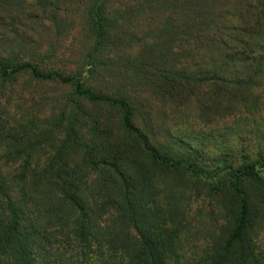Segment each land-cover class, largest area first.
I'll use <instances>...</instances> for the list:
<instances>
[{
    "label": "rangeland",
    "instance_id": "obj_1",
    "mask_svg": "<svg viewBox=\"0 0 264 264\" xmlns=\"http://www.w3.org/2000/svg\"><path fill=\"white\" fill-rule=\"evenodd\" d=\"M99 1L18 0L20 8L5 14L0 23L1 62L33 64L44 74L58 73L76 82L42 81L25 71L0 77V179L4 173L23 171L25 167L14 161L5 164L2 156L25 149L24 162L31 151L40 156L37 168L45 170L49 166L54 172L50 178L60 173L62 179L73 183L67 187L69 192L79 188V198L92 197L93 207H88L98 209L101 217H84L91 235L98 229L116 230L121 226L116 218L127 217L124 224L129 228L123 229V238L115 242V238L106 236L112 246L103 245L100 238L96 240L104 258L116 255L109 264H264V42L254 49L258 43L245 37L251 46L244 47L248 59L242 56L226 67L219 65V74L223 70L233 84L225 99L226 107L221 105L226 111L223 117L208 121L215 112L208 104L193 115L182 110L183 117L172 109L173 119L171 107L175 102L182 105V98L198 97L205 90L208 96L204 103H209L212 96L210 85L203 88L195 84L192 88L196 93L192 94L175 86L181 71L205 78L213 75L209 65L212 56L200 58L196 55L198 47L181 42L180 24L186 21V12L179 17L175 12L185 0H106L101 14L109 35L105 47L93 55L96 37L89 18ZM250 2L229 0L228 21L232 19L239 25L234 10ZM256 6L259 8L258 0ZM14 15L16 24H11ZM200 63L207 65L194 67ZM248 65H254L258 76L247 71ZM91 69L94 74H90ZM167 73L176 80L166 79ZM80 83L97 96L128 101L135 110V127L144 128L146 121L148 125H157L161 120L172 122L174 137L162 140L166 146L158 141V150L174 161L189 159L209 178L184 167L170 169L156 162L145 163L146 168L139 169L137 154L133 158L128 152L120 155L118 147L110 156L103 153L95 159L90 153L93 141L106 140L109 146L120 141L132 143L136 136L125 133L124 114L119 107L76 96L75 88ZM189 104H196V100ZM59 120L67 131L53 128ZM5 128L23 143L7 146L1 142ZM175 137L183 139V145L175 144ZM188 144L191 152H187ZM251 165H256V175H242ZM147 167L149 175L145 174ZM17 175L23 183H2L6 189L21 191L28 207L37 190L58 191L54 184L39 189L23 172ZM103 183L109 187V197H103ZM241 199H246L249 206L247 225L232 247L225 250L239 225ZM102 205L110 208L100 211ZM143 205L148 210L144 215L140 214ZM50 219L44 217L43 225ZM4 220L0 216V224ZM63 226L59 219L55 228ZM35 236L43 237V244L55 242L42 248L39 263L29 260L12 264H91L90 258L98 257L68 248L62 239L51 240L43 233ZM145 247L149 250L142 254ZM104 250L116 252L112 256ZM0 264H7V260L0 257ZM99 264L107 263L102 260Z\"/></svg>",
    "mask_w": 264,
    "mask_h": 264
},
{
    "label": "trees",
    "instance_id": "obj_2",
    "mask_svg": "<svg viewBox=\"0 0 264 264\" xmlns=\"http://www.w3.org/2000/svg\"><path fill=\"white\" fill-rule=\"evenodd\" d=\"M17 1L18 0H0V23L4 22L5 14L10 15L9 13L12 9L15 10V8H20V5L16 3ZM105 1L106 0L99 1L89 18L90 28L93 35L96 37L93 55L100 52L105 47L109 35V27H107L106 21L102 19L101 14ZM263 3L264 0H258L259 8L256 6V0H251L247 6L242 4L238 5L237 9L235 8L234 10V15L240 20V24L237 25L232 19L230 22L228 21L231 14L228 7L229 0H185L182 2L179 9L175 12L178 14V17L179 14L182 15L183 12H186V17L184 18L186 21L180 24L181 42L183 45H195L198 47V54L196 55L200 58H205V54L206 57L212 56L213 63L209 65L212 68L213 75H211L210 78H205L203 75L201 76L191 71H181L178 80L180 82L175 86H182L188 93L192 94L196 93L195 88H192V86L195 87V84H200L201 87L210 85L212 86V96L209 99V103H204L203 100L208 96V90L204 89L205 91L198 97L188 96L182 98V105L175 102L171 107L173 119H175V115L172 109H177L181 116L182 110H186V113L193 115L194 112H201L208 104L211 105L210 109L215 111L213 112L212 119L208 121H213L215 118L223 117L226 114L225 109L221 110V105L223 103L226 107L228 101L225 99L229 94L230 88H233V84L223 70L222 75L219 74L221 69L219 65L226 67L228 63H236V59L242 56L248 59L246 56L247 50L244 49V47L248 46L251 48V46L245 41V37H249L253 42L258 43L254 46V49L261 47L264 42V24L262 23V18H264ZM177 7L178 6H175L174 10ZM212 12L214 15H212ZM11 17L9 20L11 24H16L15 15ZM228 23H230V26ZM175 36L176 35L173 34V42ZM255 51L256 50H253L252 52L256 53ZM206 65L207 63H200L194 67L198 68ZM155 66H157V64ZM253 67L254 65H248L247 71H250V73L256 77L258 76V72L253 69ZM24 71L28 72L32 77L42 81H59L61 84L76 82L74 78L63 77L58 73L44 74L33 64L13 65L10 62L4 63L0 61V77H13ZM94 73L95 70L91 69L90 74ZM164 77H166V79L176 80L170 73H167ZM75 89V95L79 98H84L95 103L108 104L112 107H119L124 114L123 127L125 133L135 134L136 136V139L132 143L120 141L119 143L109 146H106L108 144L106 140L93 141L94 143L91 145L90 153L93 154L95 159L101 158L103 153H107L110 156L113 150L118 147L121 149L120 155L124 152H128L131 158H133V154H137L136 161L139 169L146 168L145 163L156 162L170 169L184 167L187 171H192L204 178H209L197 164L192 163L189 159L174 161L173 157L158 150L159 146H157V143L161 142L163 144L162 140H164V138L174 137V133L171 135L170 131L171 129H175L172 122L170 124L164 119L165 122L161 120L158 121L157 125L153 123L148 125L146 121V123L143 124L144 128L140 129L137 126L135 127V110L131 108L128 101L122 99L113 100L111 98L97 96L91 89L86 88L84 83L78 84ZM168 93L171 94L173 92L170 90ZM192 99L196 100V104H189V101ZM68 114L70 113L68 112ZM52 125H54L53 128L55 130L67 131V128H63L64 125L60 120ZM95 125L98 126V123ZM19 128L21 129V126H19ZM11 132L12 131L5 128L3 132L5 133V138L1 142L7 144V146L22 144L23 141L17 137L15 133L11 134ZM23 136H26V134H23ZM174 139L175 144L181 143V145H183V139L177 137ZM80 146L87 149V146L84 144ZM163 146L166 145L163 144ZM186 147L188 148L187 152H191L189 149H192V147L189 146V144ZM179 150L182 151L180 146ZM24 153L25 149L19 148L13 154H5L2 156V160L5 161V164L14 161L22 163L25 167L23 171L13 172L11 174L4 173L0 179V216L3 217L5 219L4 222L7 223L4 224L3 222L0 224V257L7 260V264L29 260H35L36 263H39L38 256L42 248L55 242L48 241L43 244L44 238L35 236L38 233H43L51 240L62 239L63 243H65L68 248L80 249L83 252L88 251L90 254H98V257L90 258L89 261L91 264H99L102 260H105L106 263L109 264L110 260H116V255L113 256L116 252L114 250H104L106 253H110L113 256L110 258H104L102 253L99 254V244L97 245L96 240L100 238L103 240V245L112 246L110 243L111 241H106V236H108L110 240L115 238V242L123 238L121 235L123 229L125 227L129 228L128 224H124L127 217L121 219L116 218L117 222H121V226L119 228L116 227V230L107 232L98 229L96 232H93L92 236L89 228L90 224L84 217H101L98 209L88 207L92 204V197L89 198L84 196L79 198V188L69 192L67 187L68 185H73V183H70L67 179H62L60 173L54 179L50 178L54 172L49 169V166L45 170H40L36 167L40 161V156L37 158V156L32 155L30 151L29 156L26 158V162H24V157H26ZM31 161L34 163H31ZM255 167L256 165L247 167L242 171V175L254 177L256 175L254 171ZM19 172H23L25 177L29 178V183L37 186L39 189L44 188L47 184H54V189L58 191L44 193L37 190L34 193L35 197L32 198V206L28 207L24 204L21 191L16 188L6 189L7 187L2 183L6 180L18 184L23 183V180L17 175ZM145 174H150L148 167ZM9 175L10 177H7ZM108 182L112 181L109 180ZM107 183L102 184L103 187L101 191L103 197H109L107 190L109 187ZM137 188H139V186L136 187V189ZM239 193L238 191V195ZM89 200L91 201L88 204L87 201ZM241 202L242 208L239 225L227 242L225 250L232 247L247 225L249 206L246 199H241ZM109 208L110 206L108 205H102L99 210L105 212ZM146 211L148 210L146 206L143 205L140 208V214L144 215ZM133 213L136 214L135 209H133ZM46 216H51V219L47 225H43L44 217ZM129 218H133V216ZM59 219H61L64 226L61 229H56L55 225ZM85 225L87 226L86 230ZM146 227H148V225ZM147 250H149V248L145 247L141 253L144 254Z\"/></svg>",
    "mask_w": 264,
    "mask_h": 264
}]
</instances>
